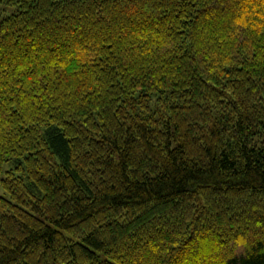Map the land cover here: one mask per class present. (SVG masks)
Wrapping results in <instances>:
<instances>
[{
    "label": "trees",
    "instance_id": "1",
    "mask_svg": "<svg viewBox=\"0 0 264 264\" xmlns=\"http://www.w3.org/2000/svg\"><path fill=\"white\" fill-rule=\"evenodd\" d=\"M0 3V264H264V0Z\"/></svg>",
    "mask_w": 264,
    "mask_h": 264
},
{
    "label": "rangeland",
    "instance_id": "2",
    "mask_svg": "<svg viewBox=\"0 0 264 264\" xmlns=\"http://www.w3.org/2000/svg\"><path fill=\"white\" fill-rule=\"evenodd\" d=\"M17 9L16 5H8V4H4V3H0V19H2L3 17L15 12ZM16 165V163L14 162V160H9L6 161L3 164L2 169L0 170V196H6V197H10L8 191L3 187L2 185V178L5 177L6 172L9 169L14 168ZM251 241L248 240V238H243L241 239L238 243L239 246L238 248H236L237 250H239L240 252L244 251L245 248L247 247L248 244H250Z\"/></svg>",
    "mask_w": 264,
    "mask_h": 264
}]
</instances>
